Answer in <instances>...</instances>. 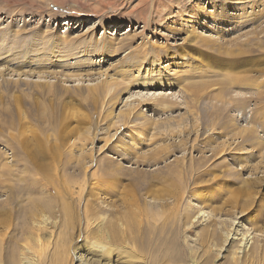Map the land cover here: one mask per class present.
<instances>
[{
  "label": "rangeland",
  "instance_id": "1",
  "mask_svg": "<svg viewBox=\"0 0 264 264\" xmlns=\"http://www.w3.org/2000/svg\"><path fill=\"white\" fill-rule=\"evenodd\" d=\"M0 220V264H264V0H0Z\"/></svg>",
  "mask_w": 264,
  "mask_h": 264
},
{
  "label": "bare ground",
  "instance_id": "2",
  "mask_svg": "<svg viewBox=\"0 0 264 264\" xmlns=\"http://www.w3.org/2000/svg\"><path fill=\"white\" fill-rule=\"evenodd\" d=\"M163 99V98H162ZM162 101V100H161ZM139 102L140 103H147L146 102V99H139ZM162 104L161 103H159V105L157 104L155 107H154V111L156 110V109H159V110H161V109H163V110H165V109H167L166 108V106L164 105V106H161ZM168 107H171V106H168ZM151 109V108H150ZM168 110H170V109H168ZM64 121V120H63ZM23 144V143H22ZM44 157H45V153L43 152V153H41ZM162 180H164V179H162ZM177 185V184H176ZM175 186V184L173 185V183L171 184V186L170 185H168V189H171L172 187H174ZM7 214V213H6ZM1 221V220H0ZM3 221V220H2Z\"/></svg>",
  "mask_w": 264,
  "mask_h": 264
}]
</instances>
